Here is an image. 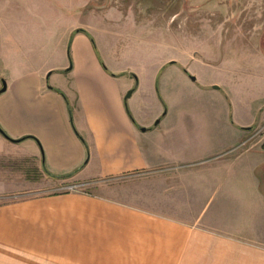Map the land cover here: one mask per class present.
<instances>
[{"label":"crops","instance_id":"1","mask_svg":"<svg viewBox=\"0 0 264 264\" xmlns=\"http://www.w3.org/2000/svg\"><path fill=\"white\" fill-rule=\"evenodd\" d=\"M234 1L216 0L206 8L221 16L217 31L226 32L218 35L213 55L208 54L227 63L249 61L246 52L264 54V0L262 9L257 0ZM1 27L0 87L2 82L5 87L0 128L12 139L31 137L14 144L0 134V157L14 154L32 161L36 172L58 187L107 190L112 188L107 181L134 173L150 174L151 187L131 192L136 204L83 191L1 203L0 264H264V240L259 238L264 229L257 230L255 211L263 207L264 217V134L250 137L246 126L264 123V113L255 120H237L236 128L229 124L224 136L209 135L214 130L198 119L174 124L166 118L167 109L164 114L161 103H153L158 75L163 73L164 84L175 76L189 82L195 94L205 93L215 83L196 82V72L184 70L199 59L191 55L182 63L168 58L146 77L125 72L130 76L123 82L102 69L88 37L71 33L77 26L69 28L72 84L49 86L51 70L44 74L46 69L31 68L22 54L15 59L7 41L10 32ZM227 40L233 54L223 56L220 48ZM167 64L174 70L165 72ZM248 69L222 67L237 75ZM141 78L136 91L144 90L153 104L139 109L130 102V118L123 94ZM186 142L203 152L178 153L176 145ZM46 172L72 173L52 177ZM14 186V178L6 177L0 193L12 192ZM143 199L149 203L140 204Z\"/></svg>","mask_w":264,"mask_h":264},{"label":"rangeland","instance_id":"2","mask_svg":"<svg viewBox=\"0 0 264 264\" xmlns=\"http://www.w3.org/2000/svg\"><path fill=\"white\" fill-rule=\"evenodd\" d=\"M215 1L0 0V27L4 25L10 32L7 41L15 59L18 60L22 54L29 60L31 68L46 69L44 74L51 70L46 77V85L49 86L58 84L70 88L72 84L70 78L72 59L69 47L71 39L69 28L72 26L84 28H82L86 33L84 35L91 39V46L100 66L112 75L115 73L118 80L123 82L130 76L126 77L125 72L146 77V74L155 67H158L159 71L165 59H179L184 63L186 58L194 55L199 61H190L187 69L184 67L185 72L193 76L195 75L193 72H196V82L212 81L216 88L195 94L190 89L189 82L179 77L171 76L164 84L163 73H160L157 78L159 87L156 88L153 103L160 102L164 114L167 109L166 118L174 124L182 122V125L190 119H198L207 122L209 128L214 130L209 132V135L224 136L227 135L230 125L236 128L237 120L246 121L247 118L255 120L258 115L264 113V54L256 52L251 56L246 52L249 61L246 59L238 63L222 62L218 61L219 56H209L208 52L213 55L211 48L218 35L226 33L217 31L220 29L217 23L223 22L221 16L213 15L206 9L214 6ZM261 3L262 0L256 1L257 7L262 9ZM244 17L246 16L243 15L241 18ZM257 18L260 16L257 15ZM223 43L225 46L228 40ZM223 45L220 48L223 56L232 55L233 46ZM226 48L227 52H224ZM225 65L237 68L242 65L249 69L237 75L223 71L222 67ZM68 66L70 68L66 70ZM170 66L166 65L165 72L174 70ZM142 79L136 80L135 89L125 101L130 117V102L139 109L153 104V97L151 99L144 90L136 91ZM58 93L64 95L60 90ZM210 121H213V126ZM70 122L76 131L71 119ZM254 125L256 122L246 126L251 127L250 133L256 130L255 137L259 138L264 134V123L255 127ZM245 130L246 133L249 132L247 128ZM148 140L150 143L155 142L151 136ZM175 150L184 154L203 152L202 148L189 142L177 144ZM36 170L32 161L17 155L11 154L8 159L0 157V181L6 177L15 180L14 191L0 193V204L30 195L67 191L64 186H56L52 180L45 179ZM150 179V174L134 173L107 181L111 189L84 186L77 191L101 193L136 204L138 202L135 195H130L131 192L135 194L137 187L141 190L143 188L150 190ZM123 189L128 192L123 194L121 191ZM139 203L149 202L143 199ZM262 209L260 206L255 209L259 233L264 229ZM259 238L264 240L262 236Z\"/></svg>","mask_w":264,"mask_h":264},{"label":"trees","instance_id":"3","mask_svg":"<svg viewBox=\"0 0 264 264\" xmlns=\"http://www.w3.org/2000/svg\"><path fill=\"white\" fill-rule=\"evenodd\" d=\"M77 32H80V33H83V34H85L86 35V33H85V31L82 29V28H75L71 33H77ZM88 39H89V41H90V43H91V45H92V41H91V39L88 37ZM102 69L103 70H105L103 67H102ZM106 71V70H105ZM111 74V73H110ZM112 75V74H111ZM62 96H63V94L62 93H60ZM63 98H64V96H63ZM64 100H65V98H64ZM66 101V100H65ZM123 105H124V108H125V111H126V113H127V115L130 117V115H129V113L127 112V110H126V106H125V101L123 100ZM131 118V117H130ZM27 137H31V136H22V137H20V138H18L17 139V141H20V140H22V139H24V138H27ZM81 141H83L82 139H81ZM74 171V170H73ZM47 173V175H49V176H52V177H66V176H68V175H70V173H72V172H69V173H66V174H61V175H54V174H50L49 172H46Z\"/></svg>","mask_w":264,"mask_h":264},{"label":"water","instance_id":"4","mask_svg":"<svg viewBox=\"0 0 264 264\" xmlns=\"http://www.w3.org/2000/svg\"><path fill=\"white\" fill-rule=\"evenodd\" d=\"M69 68V66L66 68V69H68ZM189 78L191 79V80H193V76H189ZM4 83L2 82L1 83V87H0V92L4 89ZM213 87L215 88L216 86L215 85H213ZM131 89H128V90H126V92L123 94V100H125V98H127L129 95H130V93H131ZM0 134L4 137V138H6V139H8V140H10V141H14V142H16L17 141V139H12V138H10L9 136H7L4 132H3V130L0 128Z\"/></svg>","mask_w":264,"mask_h":264},{"label":"built area","instance_id":"5","mask_svg":"<svg viewBox=\"0 0 264 264\" xmlns=\"http://www.w3.org/2000/svg\"><path fill=\"white\" fill-rule=\"evenodd\" d=\"M256 135V130L255 132L251 133L250 134V137H253ZM245 143V141H242L238 144V146H241ZM82 187L81 184H69V185H66L64 186L65 189H67V191H77L78 189H80Z\"/></svg>","mask_w":264,"mask_h":264}]
</instances>
